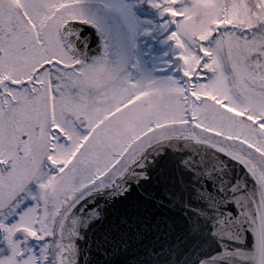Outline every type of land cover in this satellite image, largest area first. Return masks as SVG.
Here are the masks:
<instances>
[{
    "label": "snow or ice",
    "instance_id": "6c2138e0",
    "mask_svg": "<svg viewBox=\"0 0 264 264\" xmlns=\"http://www.w3.org/2000/svg\"><path fill=\"white\" fill-rule=\"evenodd\" d=\"M148 5L173 46L167 67L175 75L164 78L179 93L183 120L211 138L198 155L213 160L208 175L222 196L210 197V206L215 226L223 220L227 228L242 215L239 201L251 197L257 207L264 194L258 163L264 161V0ZM135 24L121 0H23L19 8L0 0V264H71V228L58 218L69 214L68 224L81 201L145 166L123 149L105 152L97 129L82 126L70 111V82L91 59L90 37L77 26L95 30L103 53L123 55ZM206 107L225 126L206 123L199 111ZM217 158L239 164L247 176L229 183ZM244 231L252 249L247 224ZM221 248L203 264L224 252L222 242Z\"/></svg>",
    "mask_w": 264,
    "mask_h": 264
},
{
    "label": "water",
    "instance_id": "95a60500",
    "mask_svg": "<svg viewBox=\"0 0 264 264\" xmlns=\"http://www.w3.org/2000/svg\"><path fill=\"white\" fill-rule=\"evenodd\" d=\"M89 31L82 33L90 37L86 62L103 54L101 42L90 35L96 32ZM205 143L190 133L161 139L135 158L145 160L137 176L81 201L71 221L64 223L67 214L61 225L71 228V264H203L221 252V242L224 252L206 264H264V194L257 207L251 197L239 201L242 215L231 226L223 220L215 226L209 198L222 194L215 176L208 175L213 160L198 155ZM217 160L229 183L247 176L239 164ZM226 210L236 213L232 204ZM246 224L255 237L252 249Z\"/></svg>",
    "mask_w": 264,
    "mask_h": 264
},
{
    "label": "rangeland",
    "instance_id": "374dc122",
    "mask_svg": "<svg viewBox=\"0 0 264 264\" xmlns=\"http://www.w3.org/2000/svg\"><path fill=\"white\" fill-rule=\"evenodd\" d=\"M133 13L136 21L128 35L127 50L123 55H108L78 69L70 82V111L75 119L87 117L88 127L98 124L104 128L97 144L107 142L105 151L127 150L132 138L140 152L153 141L161 140L177 129L162 132L163 124L183 119L178 104L179 93L172 82L164 78L175 75L167 67L172 44L167 40L159 12L148 5V0H121ZM240 10L246 9L241 3ZM148 101V105L144 102ZM119 117L111 118L112 113ZM206 123L225 126L223 117L211 108L199 110ZM228 123L226 130L231 131Z\"/></svg>",
    "mask_w": 264,
    "mask_h": 264
},
{
    "label": "flooded vegetation",
    "instance_id": "af4514ba",
    "mask_svg": "<svg viewBox=\"0 0 264 264\" xmlns=\"http://www.w3.org/2000/svg\"><path fill=\"white\" fill-rule=\"evenodd\" d=\"M22 2H23V0H12V3H13V5L15 6V7H17V8H19L20 6H21V4H22ZM85 27H86V29L85 30H83V32L84 31H88V32H90L89 30H93V29H91V27H89V26H87V25H85ZM95 31V30H94ZM82 32V33H83ZM91 36H93V39H92V41H94V39L97 41V42H101V40H100V38L98 37V35H97V33L96 34H90ZM101 45H102V47H104L103 46V44H102V42H101ZM103 55H104V53L103 54H101V56H99L98 58H96L94 61H91V62H86V61H84L83 63H82V66L81 67H84V66H87V65H90L91 63H93V62H96L97 60H99V59H102V57H103ZM80 67V68H81ZM121 113H120V111H119V113H112L111 115H110V118H109V121H111V118H114V117H119V115H120ZM208 118H213V110L211 109V113H209L208 114V116H207ZM81 119H83L82 120V122L84 121V124H82V123H80V120ZM82 126H89V121H88V119H87V117H85V116H80V117H78L77 119H76ZM100 125H103L102 123L101 124H98L96 127H94V128H96L97 129V131H98V133H100V132H103V130H104V128H101V126ZM159 129H161L160 131H162V132H169L171 129H174V130H176L177 131V133L175 132V133H173V134H168L166 137H168V136H171V135H179V134H182V133H190V134H193V135H195V136H197L201 141H205V142H208L211 138H209V137H206L205 136V134H204V132H202V131H198V130H196L195 128H193V127H190V126H188L185 122H184V120L182 119V120H179V121H175V122H166V123H164L163 124V128H160L159 127ZM101 134V133H100ZM99 134V135H100ZM98 135V136H99ZM97 136V137H98ZM165 137V138H166ZM164 139V138H163ZM157 141H159V140H157ZM157 141H153V142H151V143H149V144H147V145H145L144 147H143V149L140 151V152H138V150H137V147H136V145H137V143H136V138H132V140L129 142V146H128V148H127V150H124V152L126 153V154H129L133 159H135L142 151H144L148 146H150L151 144H153V143H155V142H157ZM99 141L97 140V143H98ZM106 143L107 142H102L101 143V145H99V146H101L103 149H104V151H105V147H106ZM106 152V151H105ZM258 163H260L261 165H264V161H258ZM255 166V165H254ZM109 187H111V186H109ZM66 215L67 214H65V216L63 217V218H58L59 219V223L62 225V222H63V220L65 219V217H66ZM37 247H39V245L37 244ZM53 253H55V248H53Z\"/></svg>",
    "mask_w": 264,
    "mask_h": 264
}]
</instances>
